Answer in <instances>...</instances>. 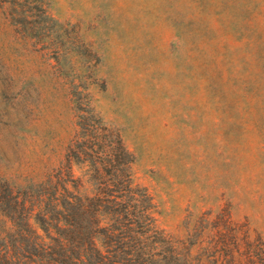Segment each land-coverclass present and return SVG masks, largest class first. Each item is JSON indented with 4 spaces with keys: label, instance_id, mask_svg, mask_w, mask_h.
<instances>
[{
    "label": "rangeland",
    "instance_id": "rangeland-1",
    "mask_svg": "<svg viewBox=\"0 0 264 264\" xmlns=\"http://www.w3.org/2000/svg\"><path fill=\"white\" fill-rule=\"evenodd\" d=\"M38 1L22 25L0 9V177H42L107 125L159 228L223 211L264 242V0Z\"/></svg>",
    "mask_w": 264,
    "mask_h": 264
},
{
    "label": "trees",
    "instance_id": "trees-1",
    "mask_svg": "<svg viewBox=\"0 0 264 264\" xmlns=\"http://www.w3.org/2000/svg\"><path fill=\"white\" fill-rule=\"evenodd\" d=\"M0 9L13 25L35 9L46 15L38 0H0ZM78 126L63 165L0 177V264H264V242L223 211L192 214L184 239L159 228L118 130ZM73 162L95 184L92 196L79 193Z\"/></svg>",
    "mask_w": 264,
    "mask_h": 264
}]
</instances>
